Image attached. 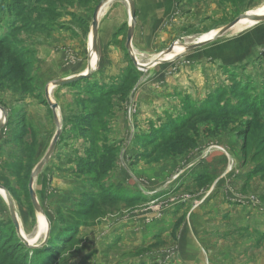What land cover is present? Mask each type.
I'll list each match as a JSON object with an SVG mask.
<instances>
[{"label":"rangeland","instance_id":"obj_1","mask_svg":"<svg viewBox=\"0 0 264 264\" xmlns=\"http://www.w3.org/2000/svg\"><path fill=\"white\" fill-rule=\"evenodd\" d=\"M101 1L30 0L27 1V5L40 9V12L37 11L33 15L28 14L25 9L21 10L16 3L14 6V0L0 1V35L7 37L10 45L21 50L22 59L29 63L31 70L36 61L41 64L37 59L39 53L35 52L36 47L44 46L43 41L47 46L50 40L60 45L64 41L75 44L82 40V45L86 43V49L89 51L93 14ZM174 1L184 4L183 8L178 6L180 12L176 15L187 17L184 24L179 25L174 31L178 38L171 45L175 46L205 39V35L215 32L240 15L254 13L264 7V0ZM38 23L40 24L37 26ZM48 23L51 24L48 28L53 29L42 30L43 25L46 27ZM235 27L194 51V55L198 53L197 59L194 58V65L201 64L202 61H206L205 65H209L204 74L207 75L206 79H209V93L206 94V98L193 99L192 95L183 98V102L188 101L189 106L196 105L195 110L208 107L206 102L208 98L214 99L212 100L214 106L223 104L226 97L227 101L235 105H239V101H247L248 99L242 94L234 92V82L238 81L250 83L246 86L252 87L251 95L258 93L259 97L264 96V22L256 24L249 20L243 29L237 30ZM174 51L175 54L181 52L179 48L178 50L175 48ZM138 71L136 85L143 80V72L140 69ZM156 71L160 69L157 68ZM156 71L155 75L159 73ZM34 76L36 80L37 76ZM136 85L130 94L133 93ZM27 99H33L36 104L34 108L31 102H26ZM113 101L116 103L114 109L116 111L119 102ZM82 102L81 100V107L84 109ZM0 105L7 113V122L0 131V138L4 143L0 148V183L10 192L23 235L34 245H40L28 246L21 239L13 222L5 193L0 191L1 207H3L0 209L2 246L16 251L18 247L9 243L17 245L24 243L23 246L35 249L44 247L48 241L53 242L52 249H57V254H60L58 263L54 264H60L63 260L67 264H148V259H150L149 264H164V260H161L162 254H176L179 257L181 247L178 246L176 249L175 242L166 241L165 245H162L159 241L157 243L145 241L141 218H144L148 210L154 212L160 208L163 211L174 207L177 210H185L184 214H188L196 204L198 209L204 211L202 214L204 216H200L201 222L205 218L207 223L201 224L204 230L198 231L196 236L206 242L209 241L205 237L211 239L210 245H204L209 256V261H205L206 264H264V110L263 118L255 120V126H260L259 131H256L255 127L252 128V123L249 125L252 129L249 136L252 149L246 146L247 142H243L244 137H241V132L246 129L247 122L252 120L254 114L242 110L239 116L230 120L209 117L207 114L201 116L196 122L197 145L193 150L171 155L161 151L162 156L155 157L157 149L153 150L155 146L152 141L145 143L143 140L151 137L148 133L154 126L149 127V132H138L137 116L135 117V111L132 112L129 108L130 131L125 136L129 139V157L122 159L121 156L122 151L124 154L128 148L127 146L123 150L128 140H122L121 144L116 143L121 147L117 168L121 165L127 172H120L114 168L107 178L114 191H117V184L124 185L116 192L117 194H120V191L125 192L118 200H106L102 203H96L91 198H81L92 190L98 191V182L92 178L93 173L78 174L75 171L79 169V166L77 168L79 159L86 156L89 143L77 136L78 129L74 126L72 128V124L62 118L63 127L66 124V129L65 131L63 129L54 155L37 176L34 185L46 213V216L42 214L46 218V225H48L47 218L51 225L46 239L47 226L42 231L39 214L34 208L28 189L31 173L48 151L56 133V119L51 114L46 98L38 91L34 95L23 96L15 94L11 89L1 87L0 84ZM81 112L83 113L80 111L75 116L80 115ZM178 112L177 115L181 113L180 110ZM190 112V114L194 113ZM114 115L115 113L111 116L113 120ZM170 116L171 114L164 115V120L160 121L165 122ZM160 124L161 122L156 126ZM224 125L226 128L215 132L218 126L221 128ZM21 132L25 134L24 140L15 142V138ZM108 136L109 144H114L110 135ZM70 141H73V146L65 149L70 146ZM243 145L246 148H243ZM68 151H71L72 156H68ZM142 153L144 157L138 160V155ZM164 153L166 156H163ZM209 159L214 161L213 165L205 166L203 162ZM66 162L70 163L69 166L64 165ZM63 166L67 169L65 174H71L69 177L74 178L76 182L68 192L56 190L57 183H62L57 180L58 177H62L63 173L60 170H63ZM198 173L199 176L196 175ZM207 173L208 177L202 178ZM149 175H153V178L154 175L157 177L152 179ZM185 180H189L187 185L184 184ZM63 183L66 185L65 182ZM160 189L164 195L159 193ZM81 199L86 201L88 206L85 207L88 210L87 212L80 210V217L85 223L80 226L76 241L63 249L55 246L62 237H65L64 231L67 227L60 220V216L64 218L65 215L67 218L70 217V213L78 212L77 208L82 204ZM222 205L225 207L223 217L209 216L213 219L209 222L207 208L212 206L211 209L215 210ZM198 215L194 218L193 215H188L187 221L200 222ZM185 219L183 215V220ZM183 220L181 219L177 225L180 226ZM108 226L113 228L108 231ZM126 227L132 229L128 232ZM51 234H53L52 238H50ZM164 246L165 252L162 251ZM28 253L32 257L33 252ZM179 258L176 264H185ZM43 262L48 264V259H44Z\"/></svg>","mask_w":264,"mask_h":264},{"label":"crops","instance_id":"obj_2","mask_svg":"<svg viewBox=\"0 0 264 264\" xmlns=\"http://www.w3.org/2000/svg\"><path fill=\"white\" fill-rule=\"evenodd\" d=\"M135 4L136 26L132 39V47L140 62L149 63L178 38L174 31L179 28V25L184 24V20L187 17H180L176 14L180 12L178 6L183 8L184 4H179V1L174 0H135ZM130 20V6L127 0H111L102 8L98 29L99 57L95 61V64L98 62V69L90 75L89 79H80L81 81L78 80L68 85L56 86L51 91L52 98L60 106L61 115L64 120L67 121V119L72 118L81 111L80 98L90 94L89 87L111 85L115 79L124 74L131 64L132 58L127 48ZM63 31L64 29H62ZM58 32L60 33L61 31ZM78 37L80 38V36ZM81 41L75 44L64 41L60 45L50 40L47 46H45V41H43L44 46L36 47L37 51L35 50V53H39L37 59H39V62L41 61V64L37 61L35 62L32 74L37 76V79L34 81L36 91L41 92L44 98H46L45 88L49 82L76 76L87 71L90 58V39L89 51L86 49V43L82 45ZM32 48L34 47L32 46ZM180 50L182 51L183 48L181 47ZM195 50L186 53L174 61L158 63L147 71L141 70L143 72V80L137 83L133 93L129 94L124 102L116 105L114 120L108 134L113 143L121 144L122 140H128L126 141V145L122 146L123 150L128 146L124 154L122 151V159L129 157V139L125 138L130 131L129 108L132 112L134 110V115L135 117L137 116L139 124L137 131L149 132V127L156 126L157 123L162 122L160 120H164V115L169 116L172 113H176L175 115H177L179 110L183 113L186 109V104L183 102L185 96L192 95L193 99L198 98L200 100L206 98V94L209 93V79H206L205 76L207 75L204 74H206L209 65H205L206 61L194 65V58L197 59L196 56L198 55V53L194 55ZM95 64L92 62V65ZM157 68L160 71H156ZM155 71L159 73L155 75ZM194 72H196L195 75ZM32 100L27 99L26 102H31L34 108L36 104ZM114 100L118 101L117 98H114ZM131 104H133V107H131ZM49 108L55 118L51 106ZM30 112L33 114V110ZM144 123H147V125ZM72 142L70 141V146L65 149L71 148L73 146ZM2 144L4 145L0 138V148ZM70 152H67L68 156H72ZM213 163L214 161L210 159L203 162L205 166H212ZM69 164V162H66L64 165L69 166ZM65 166H63V170H60L63 173L62 177H58L59 179L57 180L62 181V183H57L58 185L56 186V190L60 192L70 191L74 186L72 184L75 182L74 178L69 177L71 174H65L67 172ZM118 170L120 172H127L126 168L121 165L117 168ZM199 174L196 175L199 176ZM154 177L156 178L157 176L154 175ZM149 178L155 179L153 175H149ZM184 178L187 179V177ZM63 182L66 185H63ZM188 182L189 180H185L184 184L187 185L186 183ZM159 193L164 195L162 189L159 190ZM1 205L2 196L0 193V209L3 208ZM195 205L189 210L188 214H184L185 210H177L174 207L163 211L160 208L159 210H154V212L148 210L144 214V218H141V223L144 224L142 232L145 236V241H152L151 243L159 241L162 245H165L166 241L175 242L176 249L178 246L181 247L180 258L176 254L165 255L163 253L161 260H164V264H176L177 258L185 264H206L205 261H209V256H207V250L204 248V245H210L211 239L205 237L209 241L206 242L196 236L198 231L204 230V226L202 225L207 223H205V218L201 222L204 211L198 209V205ZM211 208L212 206L207 208L209 212L207 213V219L209 222L213 220L209 216L214 217L218 215L216 216L217 218L223 217L225 211L224 205L219 208L217 207L215 210ZM190 214L193 215V218L198 214H200L198 215L199 217L202 215L200 222L198 220L187 221V217ZM183 215L186 217L185 220H183ZM181 219L183 221H181L182 223L179 226L177 223ZM111 228L113 227L108 226V231ZM130 229L132 228H127V231ZM165 250L166 247H162V251L165 252ZM148 260L149 264L150 259Z\"/></svg>","mask_w":264,"mask_h":264},{"label":"trees","instance_id":"obj_3","mask_svg":"<svg viewBox=\"0 0 264 264\" xmlns=\"http://www.w3.org/2000/svg\"><path fill=\"white\" fill-rule=\"evenodd\" d=\"M27 1L30 0H14V6L15 3L18 4V7L21 8V10L25 9L30 15H33L37 11L40 12L39 8L30 7L27 5ZM18 12L20 11L18 10ZM40 14H42V11ZM39 24L40 23H38L37 26ZM49 26H51L50 23H48L46 27L43 25L44 28L42 27V30H52L53 28H48ZM22 55L23 54L19 48L13 47L8 43L7 37L0 35L1 87L11 89L15 94H20L23 96L34 95L36 92V87L34 84L35 76L32 74L31 67L28 65L29 63L25 60L23 61ZM138 70V67L131 59V64L126 69V74H123L118 79H115L111 85L89 87L90 94L85 98L82 97L83 99L80 98V100L83 101L82 105L85 107L84 109L83 107L81 109L83 113L81 112L80 115L73 116L67 120L68 123L72 124V128L74 126V128L78 129L76 135L89 143L86 156L79 159L77 163V168L79 166V169L75 171L78 174L93 173L94 176L92 178L95 179L94 181L98 182V191L92 190L81 198H91V200L95 201L96 203H102L106 200L115 201L123 197L122 194L125 191H120V194H117L116 192L122 189V186L124 185L117 184V191H114L109 180L107 179L112 173L113 169L118 167L120 157L119 155L121 151L119 144H109L108 132L111 128L113 120L111 116L113 113H115L114 109L116 103H114L113 100L114 98H117L119 104L126 100L127 96L130 94L131 90L138 81ZM89 77L83 78L81 80L89 79ZM234 84L236 85H234V92L242 94L248 99L247 101H239V105H235L227 101L226 97L223 104L214 106L212 104V100L214 101V99L208 98L206 101L208 107L204 109L202 108L200 110H195L197 107L196 105L192 104L189 106L188 101H185V103L188 104L186 105V109L183 113L181 112L178 115L171 114L167 121L161 122L160 125L154 126L153 129L148 133L151 134V137H149L148 140L143 138V140L145 143H150L152 141L155 146V149L153 150L157 149L155 157L162 156L161 151L171 155L174 153L180 152L181 154L193 150V148L197 145L196 122L199 118H201V116L207 114L209 117L213 116L217 119L230 120L235 116H239L242 110H246L254 114L252 115V120L247 122L248 126H246V129L241 132V137H244L243 142H247L246 146L252 149L249 143V136L252 132V129L251 127L249 128V125L252 123V128L255 127L254 129L259 131L260 126H255V120H257V118H263L262 111L264 110V96L259 97L258 93L251 95L252 87L246 86L250 84H248V82L243 83L238 81L234 82ZM187 111L188 113H186ZM190 111L194 113L190 114ZM226 125L221 128L218 126L215 129V132H219L221 129L226 128ZM63 129L65 131L66 124L64 125ZM24 136V132H21L17 138H15V142L24 140ZM243 148H246L245 145H243ZM165 153L163 156H166ZM143 157L144 154L142 153L138 155L137 158L140 160ZM258 172H260V170ZM205 177H208V173L202 178ZM202 178L200 179L201 181ZM28 192L30 195L29 189ZM80 202H82V204L80 205V208H77L78 212L75 211V213L70 214L67 213L70 217L66 218L64 213H61V215H64V218L63 216H60V220H62V223L66 224L67 227L64 231L65 237L61 238L59 234L58 237L59 239L61 238V241L55 246H59L63 249L66 248V246L74 244V241H76L80 226L85 223V220L80 217V210L86 212L88 210V208L85 207L88 206L86 205V201L81 199ZM52 235L53 234H51L50 238H52ZM11 244H15L18 249L13 251L9 248H6L5 246H2L0 243V264H10L12 261H14V263L11 264H45L43 262L44 259H48V264L58 263V256L60 254H57V249H52L54 246L53 242L48 241L44 247L35 249L29 248L26 245L23 246L24 243H18V245L16 243H9V245ZM29 251L33 252L32 257H30L31 255L28 253ZM60 264H67V262L63 260L60 262Z\"/></svg>","mask_w":264,"mask_h":264},{"label":"water","instance_id":"obj_4","mask_svg":"<svg viewBox=\"0 0 264 264\" xmlns=\"http://www.w3.org/2000/svg\"><path fill=\"white\" fill-rule=\"evenodd\" d=\"M109 1H111V0H102L96 6L94 14H93L92 32H91L92 44L90 47L91 50H90V58H89V67H88L87 71L83 72L79 75H76V76L51 81L46 85V88H45L46 100L54 112L56 123H57V130H56V133L54 134V137L51 141V144H50L48 151L46 152L44 157L40 160V162L33 169L32 173H31V178L29 181V191H30V196H31V200H32V203L34 205V208L38 214H43L44 216H46L45 210H44L43 206L41 205L39 198L37 196V193L35 191V188H34L35 180H36L37 176L41 173V171L43 170L45 165L49 162V160L54 155V153L57 149L58 143L60 141L62 131H63V122H62L63 119H62V115H61V111H60V106H59L58 102L52 98L51 91L56 86L68 85V84L73 83L75 81H78L80 79L89 77L96 69H98V67H99L98 62H96L95 65H92V52L96 53L97 58L99 57V48H98L99 16H100V12H101L102 8ZM127 1L129 3V6H130V15H131V20H130L129 30H128L127 48H128V51H129L131 58L134 61L135 65L142 71H147L150 67H152L158 63H167L170 61H174V60L178 59L179 57L185 55L186 53H189V52H191L197 48L203 47L207 43L220 38L222 35H224L231 28L235 27L243 18H249L250 20L256 22V24H258L260 22H264V14H252L249 12L244 13V14L240 15L238 18H236L234 21H232V22L222 26L218 30H216V33L211 38L204 39V40L199 39L196 42L191 43V44H185V43L183 44L182 43L181 46H183L184 49L181 52L176 53L172 57H166L168 54L174 52L175 45L173 44L167 50L163 51L158 57H156L151 62L142 63L138 60V57L136 56V54L133 50V47H132V39L134 36L135 26H136V4H135V0H127ZM6 122H7L6 110L3 106L0 105V131L5 127ZM0 191L5 192V198L8 201V205L10 208V212H11L13 222L15 224V227H16L21 239L28 246L39 247L40 245L39 246L34 245L31 241H29L23 235V233L21 231L19 219L17 216V212L15 209V205H14L13 200L11 198L10 192L1 183H0ZM47 222H48V225H47V230H46V239L48 238L50 230H51V225H50V221L48 218H47Z\"/></svg>","mask_w":264,"mask_h":264},{"label":"bare ground","instance_id":"obj_5","mask_svg":"<svg viewBox=\"0 0 264 264\" xmlns=\"http://www.w3.org/2000/svg\"><path fill=\"white\" fill-rule=\"evenodd\" d=\"M252 14H264V7H262V8H260V9H258V10H256L254 13H252ZM249 18H243L237 25H236V27H235V29H243L244 28V26L249 22ZM216 33V31L214 32H211V33H209V34H207V35H205V39H208V38H211L214 34ZM202 40H204V39H202ZM91 44H92V37H91ZM183 48V46H181V45H179L178 44V46L176 45L175 46V48H177V50H178V48L180 49V48ZM184 49V48H183ZM181 51V50H180ZM93 53V56H92V62H93V64H95V61L97 60V57H96V55H95V53L94 52H92ZM173 55H175V51L173 52V53H170V54H168L166 57H172ZM3 193H5L4 191H2ZM39 219H40V221H41V229H42V231H43V229H44V227H46L47 225H46V218L42 215V214H39Z\"/></svg>","mask_w":264,"mask_h":264}]
</instances>
